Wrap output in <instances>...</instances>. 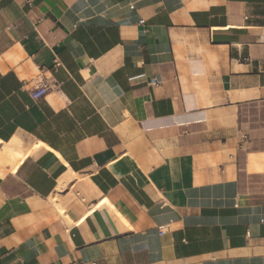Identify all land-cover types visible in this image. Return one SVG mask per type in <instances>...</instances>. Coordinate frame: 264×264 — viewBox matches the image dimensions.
Wrapping results in <instances>:
<instances>
[{"label": "crops", "instance_id": "0c3cea01", "mask_svg": "<svg viewBox=\"0 0 264 264\" xmlns=\"http://www.w3.org/2000/svg\"><path fill=\"white\" fill-rule=\"evenodd\" d=\"M0 264H264V0H0Z\"/></svg>", "mask_w": 264, "mask_h": 264}, {"label": "built area", "instance_id": "2783aa9c", "mask_svg": "<svg viewBox=\"0 0 264 264\" xmlns=\"http://www.w3.org/2000/svg\"><path fill=\"white\" fill-rule=\"evenodd\" d=\"M143 24L144 21L140 20L139 25H143ZM150 83L152 86H156L160 83V80L158 78H153ZM55 87L57 86L54 82H51L46 79H40L34 84L32 89L30 90V98L33 101L40 100L41 98L46 96L49 92H51Z\"/></svg>", "mask_w": 264, "mask_h": 264}, {"label": "bare ground", "instance_id": "6f19581e", "mask_svg": "<svg viewBox=\"0 0 264 264\" xmlns=\"http://www.w3.org/2000/svg\"><path fill=\"white\" fill-rule=\"evenodd\" d=\"M82 232V231H81Z\"/></svg>", "mask_w": 264, "mask_h": 264}]
</instances>
